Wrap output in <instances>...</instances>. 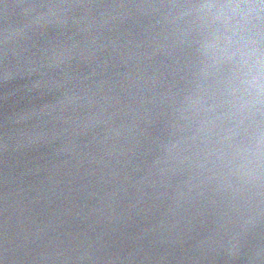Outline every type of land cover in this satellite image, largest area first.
Wrapping results in <instances>:
<instances>
[{
	"label": "water",
	"instance_id": "1",
	"mask_svg": "<svg viewBox=\"0 0 264 264\" xmlns=\"http://www.w3.org/2000/svg\"><path fill=\"white\" fill-rule=\"evenodd\" d=\"M0 264H264V0H0Z\"/></svg>",
	"mask_w": 264,
	"mask_h": 264
}]
</instances>
